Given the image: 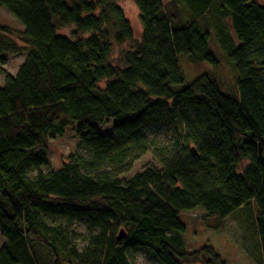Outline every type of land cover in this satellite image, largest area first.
I'll use <instances>...</instances> for the list:
<instances>
[{
  "label": "trees",
  "instance_id": "trees-1",
  "mask_svg": "<svg viewBox=\"0 0 264 264\" xmlns=\"http://www.w3.org/2000/svg\"><path fill=\"white\" fill-rule=\"evenodd\" d=\"M133 1L138 39L118 0H0L22 27L0 24V264H131L139 249L158 264H227L208 244L186 249L179 213L223 219L244 207L264 264V4ZM211 41L236 93L214 72L184 79L180 57L219 63ZM20 53L5 72L3 55ZM69 126L89 156L43 172L47 140ZM156 128L171 137L153 140ZM146 152L157 165L121 177Z\"/></svg>",
  "mask_w": 264,
  "mask_h": 264
},
{
  "label": "rangeland",
  "instance_id": "rangeland-1",
  "mask_svg": "<svg viewBox=\"0 0 264 264\" xmlns=\"http://www.w3.org/2000/svg\"><path fill=\"white\" fill-rule=\"evenodd\" d=\"M165 1L166 0H162L163 3ZM258 1L264 4V0ZM117 3L133 28L134 37L138 39L141 26L134 1L118 0ZM0 24L6 26L11 33H16L22 28L3 8H0ZM71 30V27L59 28L57 33L68 36ZM125 47V44L113 46V60H115L119 51ZM210 48L219 60L216 66H211L205 62L191 63L186 58L179 56V66L184 79L189 81L203 71L214 72L217 75L221 87L226 92H235L234 71L230 64H227L224 53L217 42L211 41ZM23 58V53L17 55L4 54V63L1 66L5 72L14 75L22 63ZM2 83L3 75L0 72V85ZM100 85L103 86L104 84L100 83ZM110 126L111 120H107L98 124V130L102 133H108L110 131ZM148 134L150 138L160 142H166V140L171 137V133L165 132L164 129L157 128L152 129ZM47 150V163L40 168L43 172L58 170L62 163L67 160V157L74 153L81 154L85 157L89 156L88 150L78 145V139L75 135L73 126L66 128L65 133L61 137L49 138L47 140ZM147 165H157L156 160L150 152L139 155L133 161L130 171L122 174L121 177L128 178ZM179 217L185 225L183 239L186 249L197 250L208 244L214 248L227 264H260L258 256L260 251L259 245L254 238L255 229L251 207H244L223 219H220L216 215L208 216L200 208L182 211L179 213ZM74 229L78 234V238L75 239L76 245L79 249H82L87 244L84 239L88 233L87 229L82 222L75 223ZM3 242L4 238L0 235V247ZM129 259L131 264H158L148 252L142 249L133 252Z\"/></svg>",
  "mask_w": 264,
  "mask_h": 264
},
{
  "label": "water",
  "instance_id": "water-1",
  "mask_svg": "<svg viewBox=\"0 0 264 264\" xmlns=\"http://www.w3.org/2000/svg\"><path fill=\"white\" fill-rule=\"evenodd\" d=\"M124 236V233L122 231L119 232L117 235V239L120 240Z\"/></svg>",
  "mask_w": 264,
  "mask_h": 264
}]
</instances>
